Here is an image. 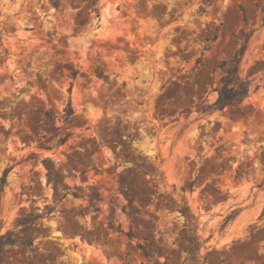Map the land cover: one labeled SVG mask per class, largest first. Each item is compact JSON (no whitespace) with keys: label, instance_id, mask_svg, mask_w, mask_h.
Masks as SVG:
<instances>
[{"label":"rangeland","instance_id":"374dc122","mask_svg":"<svg viewBox=\"0 0 264 264\" xmlns=\"http://www.w3.org/2000/svg\"><path fill=\"white\" fill-rule=\"evenodd\" d=\"M263 3L0 0V264H183L184 203L202 264H264ZM248 29L249 96L200 113Z\"/></svg>","mask_w":264,"mask_h":264},{"label":"trees","instance_id":"16d2710c","mask_svg":"<svg viewBox=\"0 0 264 264\" xmlns=\"http://www.w3.org/2000/svg\"><path fill=\"white\" fill-rule=\"evenodd\" d=\"M260 22L261 26H264V3L260 10ZM246 23V22H245ZM253 29L240 30V43L238 47L230 54L227 59L221 60L217 64V69L219 70V77L217 80V85L214 88L217 96L216 99L210 104L200 103L198 110L203 114H211L215 110H223L228 107L238 106L243 103V101L249 96L251 81L241 75L240 64L243 54L247 48L248 41L253 34ZM10 168H5L2 173L1 180L4 182L6 175ZM176 209L184 217L185 223L188 227H191V233L186 237L187 256L183 261V264H202L198 257V251L202 246V240L196 233V218L190 212L189 207L184 203L182 206L176 205ZM235 211H233V216L228 215L227 218H232L235 216ZM31 216V218H28ZM40 215L28 214L27 216H21L16 223L24 225L28 222H34ZM132 237L131 234H128ZM29 246L31 243L23 242L22 240L13 236V231H6L0 234V254H3L7 248H13L14 246ZM138 248L141 250L142 254L146 258H151V255L147 252L142 244H138ZM138 264H151L150 262H141ZM154 264H164L157 260H154Z\"/></svg>","mask_w":264,"mask_h":264}]
</instances>
